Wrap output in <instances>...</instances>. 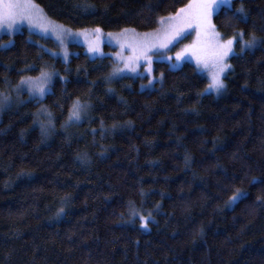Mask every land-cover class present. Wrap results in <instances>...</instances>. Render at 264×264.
I'll list each match as a JSON object with an SVG mask.
<instances>
[{"label": "trees", "instance_id": "obj_1", "mask_svg": "<svg viewBox=\"0 0 264 264\" xmlns=\"http://www.w3.org/2000/svg\"><path fill=\"white\" fill-rule=\"evenodd\" d=\"M32 1L101 33L153 32L190 2ZM241 4L246 22L223 9L212 18L236 52L221 97L189 62L154 63L148 89L145 77H112L109 56L71 45L64 63L51 39L0 37V93L54 74L44 98L0 116V264H264V0H233L232 11ZM241 31L262 42L241 53ZM76 101L87 108L70 120ZM237 189L246 198L226 206Z\"/></svg>", "mask_w": 264, "mask_h": 264}, {"label": "snow or ice", "instance_id": "obj_2", "mask_svg": "<svg viewBox=\"0 0 264 264\" xmlns=\"http://www.w3.org/2000/svg\"><path fill=\"white\" fill-rule=\"evenodd\" d=\"M232 3L233 0H190L188 4L178 8L174 14L160 17L158 20L160 27L154 33H144L142 36H138L135 30L122 29L119 37H123L125 42L121 43V49L127 48L132 53L127 58L121 57L124 68L134 72L139 61L144 59L149 65L147 70L149 75H151L150 65L152 63V56L157 55L162 49H167L174 40L182 36L187 28L195 27L197 39L190 50L197 61V65H203L210 72L211 82L205 89V93L215 92L220 94L225 88L224 80L221 77L225 73V70L230 67L226 63V59L230 54H233L234 39L221 40L220 33L216 31L211 18L223 9L225 16L231 14V19L246 22L247 14L243 5L241 4L233 12ZM22 22H26L30 29L38 28L43 33L52 31L54 33L59 32L61 36L63 35V26L56 25L49 20L38 5L32 3V0H0V29H7L8 35H11L15 31V26ZM100 31L99 28L95 29L96 33ZM238 42L240 44V51L243 53L245 50L250 51L256 48L258 43L262 41H259L254 33L249 34L248 38L245 39V34L241 31ZM8 43L11 44V41ZM6 47L7 45L0 44V48ZM188 50L186 48L176 52V62L181 61ZM172 67H175V65H172ZM123 71L124 69L117 67L111 76L117 77ZM37 80L41 83L40 87H36L37 81L22 77L17 90L19 91L22 86L27 85L30 95L34 97L38 93L42 97L48 90L43 85L50 84L51 75L42 71L41 76ZM152 83L153 81L149 79V84L151 85ZM7 99V97H4L0 100V108L5 106ZM86 108V104H81L79 101L74 102L70 110L69 119L79 120L81 113ZM41 132H45L43 126L41 127ZM188 159L189 157L186 156L185 161L187 162ZM252 182H255V179L250 181V183ZM141 194L143 195V193ZM246 196L247 193L245 191L237 189L226 206L230 207L237 201L246 198ZM260 199L261 197L257 196V200L259 201ZM60 211L62 212L63 209ZM136 215H139V213L133 207L131 209V216ZM139 218L141 228L147 229V221L151 219V213L147 217L140 215ZM132 222L135 223L134 220Z\"/></svg>", "mask_w": 264, "mask_h": 264}, {"label": "rangeland", "instance_id": "obj_3", "mask_svg": "<svg viewBox=\"0 0 264 264\" xmlns=\"http://www.w3.org/2000/svg\"><path fill=\"white\" fill-rule=\"evenodd\" d=\"M32 3H34V2L32 1ZM213 16H212V18H213ZM212 18H211V22H212ZM52 22H54V21H52ZM54 23L56 25L63 26L57 22H54ZM159 27H160V25H159ZM22 30H26L27 32L35 34V35L42 37V38L51 39L56 45V50H53V51L49 50L50 54L53 55L54 57L59 58L64 63H67L70 60V58L77 53L76 51H73L70 49L71 45L79 46V47L83 48L84 53L91 59L109 56L112 58V60L114 61L115 65H116L115 69L117 67L124 69V71L117 77H132V78L145 77V78H147V83L144 86L148 89L152 88L154 83L156 82V77L154 76V72H153L154 63H156V62H165L168 64V67L170 69L178 68V67L182 66L184 63L189 62V63L193 64V66L196 68V70L207 79L208 85L211 82L209 70L205 69L203 67V65H200V66L197 65V61L194 58V56L190 50L191 46L193 45V43L197 39L195 27L187 28L184 31V33L182 34V36L178 37L176 40H174L173 43L170 44L167 49H162L159 51V53L157 55L152 56V63L150 65L151 75H149V72L147 70L149 68V65L146 63V61L144 59H141L139 61V63L135 67L134 72L129 71V70L124 68V64L121 62V57L127 58V57L131 56L132 53L127 48L121 49V46H120L121 43L125 42L123 37H119V34L121 32L120 33H101V32L96 33L95 31L82 32V31H74L72 29H69V28L63 26V35L61 36L59 34V32L54 33L52 31H49L47 33H43L38 28L30 29L26 22H22V23H19L15 26V31H13L11 35H8L7 29H0V37L3 35H7V36L11 37L17 33H20ZM155 31L150 32V33H154ZM136 34L138 36H142L144 33H136ZM220 39L223 40L221 36H220ZM183 40H185V42L181 43ZM3 45H5V44H3ZM104 47H109L112 50L105 51ZM186 48H188L189 50L186 51L184 58H182L181 61L176 62V52H178L182 49H186ZM90 49H92V50H90ZM234 54H236V52H235V49L233 46V54H230L229 57L226 59V63L228 65H229V58ZM172 65H175V67H172ZM228 70H229V68H227L225 70V73L221 77L222 79H224V76ZM46 73L51 75V82H50V84L43 85L48 90L46 91V93L42 97L39 96L38 93H36L34 97L32 95H30L27 85L22 86L20 88V90L18 91L17 86L20 85V82L18 83V85H16L12 89H10L8 91V93H6V94L0 93V100H2L4 97L8 98L7 101L5 102V106L0 108V116L2 115L3 112H5L6 110H8L10 108H13L16 105L23 104L29 100H40V99L44 98V96L49 92L51 83H52L53 78H54V74L52 72H46ZM40 76H41V74L37 77L30 78L33 81H37L36 87L41 86V83L37 80V78H39ZM25 79H29V78H25ZM149 79H151L153 81V83L151 85L149 84ZM223 93L217 94V93L213 92L210 94H212L214 97H221L223 95Z\"/></svg>", "mask_w": 264, "mask_h": 264}]
</instances>
